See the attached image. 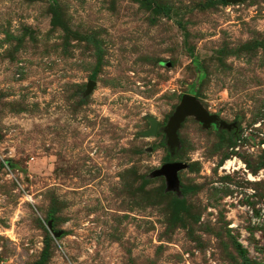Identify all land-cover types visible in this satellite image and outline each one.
I'll list each match as a JSON object with an SVG mask.
<instances>
[{
	"label": "rangeland",
	"instance_id": "374dc122",
	"mask_svg": "<svg viewBox=\"0 0 264 264\" xmlns=\"http://www.w3.org/2000/svg\"><path fill=\"white\" fill-rule=\"evenodd\" d=\"M155 3L0 0V264H264V0Z\"/></svg>",
	"mask_w": 264,
	"mask_h": 264
},
{
	"label": "water",
	"instance_id": "95a60500",
	"mask_svg": "<svg viewBox=\"0 0 264 264\" xmlns=\"http://www.w3.org/2000/svg\"><path fill=\"white\" fill-rule=\"evenodd\" d=\"M239 0H227V2H237ZM188 116H195L196 119L204 126H209L212 123L219 124L223 127H229V125L220 118L219 114L212 113L206 109L202 103L191 94H185L182 98L181 104L177 107L174 115L170 119L169 136L172 139L177 138V131L181 124L185 121ZM152 126L150 129L146 130L145 135H155L158 130L159 122L155 118H151ZM185 167L184 163L181 162H170L166 164L164 172L169 178L174 179L178 170Z\"/></svg>",
	"mask_w": 264,
	"mask_h": 264
},
{
	"label": "trees",
	"instance_id": "16d2710c",
	"mask_svg": "<svg viewBox=\"0 0 264 264\" xmlns=\"http://www.w3.org/2000/svg\"><path fill=\"white\" fill-rule=\"evenodd\" d=\"M141 1L144 4H146L147 6H149V7L158 8V9H161L162 11H164V12H169V9L168 8H164L161 5L155 3V0H141Z\"/></svg>",
	"mask_w": 264,
	"mask_h": 264
},
{
	"label": "bare ground",
	"instance_id": "6f19581e",
	"mask_svg": "<svg viewBox=\"0 0 264 264\" xmlns=\"http://www.w3.org/2000/svg\"><path fill=\"white\" fill-rule=\"evenodd\" d=\"M226 168H231L232 166H234V162L233 161H228L227 164H226ZM234 169H237V168H234Z\"/></svg>",
	"mask_w": 264,
	"mask_h": 264
}]
</instances>
